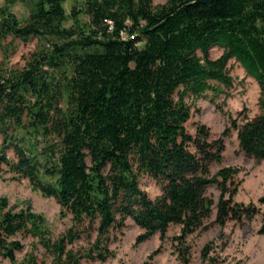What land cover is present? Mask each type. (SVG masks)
Listing matches in <instances>:
<instances>
[{"label":"trees","instance_id":"16d2710c","mask_svg":"<svg viewBox=\"0 0 264 264\" xmlns=\"http://www.w3.org/2000/svg\"><path fill=\"white\" fill-rule=\"evenodd\" d=\"M17 1L0 9V47L10 38L38 46L21 69L4 71L0 64V134L3 148L12 146L17 157L0 159L55 198L75 223L95 229L102 261L108 254L100 242L127 218L144 230L137 243L157 233L163 239L177 224L183 246L212 215V185L220 190L218 223L255 215L253 206L234 199L233 168L211 173L223 159V138L212 139L203 123L193 135L186 123L188 97L232 87L234 59L260 86V112L235 123L239 144L264 160V0H84L73 8L70 27L65 0H32L24 24L9 9ZM214 47L223 49L218 58L211 57ZM20 130L41 134L42 150L25 146ZM143 174L157 181L160 195L141 189ZM45 223L43 215L16 210L1 197L0 256L14 262L22 244L12 237L25 233L61 257L74 235L52 243Z\"/></svg>","mask_w":264,"mask_h":264},{"label":"rangeland","instance_id":"374dc122","mask_svg":"<svg viewBox=\"0 0 264 264\" xmlns=\"http://www.w3.org/2000/svg\"><path fill=\"white\" fill-rule=\"evenodd\" d=\"M166 1L154 0V4ZM6 4V0H0V9ZM83 4L84 0H65L64 6L69 15L65 26L73 25L70 14L73 8L80 10ZM32 8V0H18L9 6L23 24L30 17ZM79 19L85 23L88 16L82 12ZM37 46V40L23 42L10 38L0 47L1 67L4 71L21 69ZM222 52V48L214 47L211 57L218 58ZM229 69L234 77L232 87H224V92L216 96L215 92L207 91L200 96L188 97L192 115L186 127L194 135L198 124L203 123L210 128L212 139L223 138V159L211 164V173L215 174L223 167L234 169V183L238 184L234 199L253 206V217L241 221L232 219L224 225L218 223L220 190L212 185L207 191L214 202L212 215L201 228L187 237L183 246L177 240L181 234V225L172 224L163 239L157 233L149 240L137 243L138 235L144 230L132 218H127L122 228L111 231L107 243L100 242L105 248L103 251L108 254L107 259L102 261L96 252L95 229L86 223H75L72 214L63 211L55 198L46 197L34 190L28 178L12 172L7 161L0 159V198H7L9 206L16 210L31 208L43 215L49 230L46 236L52 243L61 238L66 239L70 231L74 235L72 242L67 239L65 253L59 257L40 237L19 233L12 237L22 244V249L16 252L15 261L0 256V264H264V232L261 231L264 224V160L257 162L242 151L235 128V123L240 125L247 117L252 118L260 112V86L234 59L229 61ZM19 137L23 138L21 142L25 146H35L38 151L45 145V139L38 133L27 134L25 130H20ZM2 156H6L7 160L17 159L12 146L3 148V137L0 134ZM140 186L152 198L162 192L160 185L149 174L141 176ZM183 251L188 252L187 261L181 254ZM68 252H71L70 257Z\"/></svg>","mask_w":264,"mask_h":264},{"label":"built area","instance_id":"2783aa9c","mask_svg":"<svg viewBox=\"0 0 264 264\" xmlns=\"http://www.w3.org/2000/svg\"><path fill=\"white\" fill-rule=\"evenodd\" d=\"M110 22V21H109ZM111 23V22H110ZM132 37H134V36H132Z\"/></svg>","mask_w":264,"mask_h":264}]
</instances>
